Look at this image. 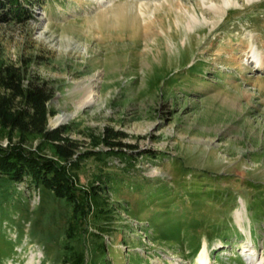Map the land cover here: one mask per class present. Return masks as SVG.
Returning <instances> with one entry per match:
<instances>
[{
	"label": "rangeland",
	"instance_id": "rangeland-1",
	"mask_svg": "<svg viewBox=\"0 0 264 264\" xmlns=\"http://www.w3.org/2000/svg\"><path fill=\"white\" fill-rule=\"evenodd\" d=\"M249 46L264 62V0H48L0 23V56L54 84L51 128L72 125L82 152L79 132L108 126L136 147L82 165V189L113 179L83 221L0 175V264H200L205 248L209 264H264V67Z\"/></svg>",
	"mask_w": 264,
	"mask_h": 264
},
{
	"label": "trees",
	"instance_id": "trees-1",
	"mask_svg": "<svg viewBox=\"0 0 264 264\" xmlns=\"http://www.w3.org/2000/svg\"><path fill=\"white\" fill-rule=\"evenodd\" d=\"M46 1L0 0V23H27ZM32 65L31 58L17 64L0 56V138L7 139V146L0 143V175L17 185L30 179L37 188L49 189L83 221L93 213L95 203L104 212L106 201L99 202L102 185L113 179L101 169L89 187L82 189V165L94 160L107 167L113 157L128 160V149L136 147L125 142L129 138L126 133L108 126L99 135L90 130L79 132L91 143L90 149L82 152V142L71 136L72 125L52 129L49 121L56 112L50 103L56 90L52 82L31 70ZM71 260V264H84L81 254H73Z\"/></svg>",
	"mask_w": 264,
	"mask_h": 264
},
{
	"label": "bare ground",
	"instance_id": "bare-ground-1",
	"mask_svg": "<svg viewBox=\"0 0 264 264\" xmlns=\"http://www.w3.org/2000/svg\"><path fill=\"white\" fill-rule=\"evenodd\" d=\"M226 5V4H225ZM229 5V4H228ZM227 6V5H226ZM225 6V7H226ZM246 53H247V56L249 58H252L256 64V68H262L264 67V62L263 61H260L257 57H256V53H255V50L253 48H251L249 46L248 50H246ZM253 63V62H252ZM263 70V69H262ZM87 100L85 101V104H90V102L94 99V96H93V93H92V90H89L87 92ZM67 117L65 116H59L56 120H55V123H60V122H63L64 120H66ZM240 216V219L242 220L241 218V215L239 214ZM247 251V250H246ZM209 259H208V254H207V250L206 248L202 251L201 253V258H200V264H209Z\"/></svg>",
	"mask_w": 264,
	"mask_h": 264
},
{
	"label": "water",
	"instance_id": "water-1",
	"mask_svg": "<svg viewBox=\"0 0 264 264\" xmlns=\"http://www.w3.org/2000/svg\"><path fill=\"white\" fill-rule=\"evenodd\" d=\"M61 124V123H60ZM59 127V125L57 126V127H54V128H52V129H55V128H58Z\"/></svg>",
	"mask_w": 264,
	"mask_h": 264
}]
</instances>
